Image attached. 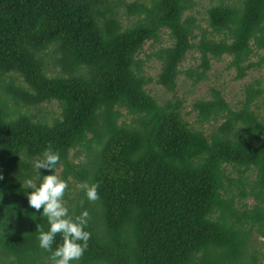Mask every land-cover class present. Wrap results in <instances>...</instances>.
<instances>
[{"label":"trees","instance_id":"trees-1","mask_svg":"<svg viewBox=\"0 0 264 264\" xmlns=\"http://www.w3.org/2000/svg\"><path fill=\"white\" fill-rule=\"evenodd\" d=\"M213 1L201 29L185 14L194 0H0V264H49L36 239L47 221L24 183L50 174L34 167L46 147L68 184H97L94 201L80 187L63 196L71 215L89 213L73 264H256L247 250L254 232L264 237V88L247 84L239 110L215 88L196 101L200 122L221 120L208 136L182 117L176 94L190 50L199 54L184 72L192 84L212 60L229 57L235 80L264 62V0ZM163 30L171 45L147 55L172 95L160 104L137 57ZM50 102L59 114L48 120L40 106ZM60 242L57 233L52 248Z\"/></svg>","mask_w":264,"mask_h":264},{"label":"rangeland","instance_id":"rangeland-1","mask_svg":"<svg viewBox=\"0 0 264 264\" xmlns=\"http://www.w3.org/2000/svg\"><path fill=\"white\" fill-rule=\"evenodd\" d=\"M125 3H131L134 0H121ZM143 0H139L141 3ZM147 1V0H145ZM196 2L194 8L190 11H187L186 15H193L197 19V23L201 29H207L206 24V10L212 4H215L213 0H194ZM133 18H126L123 14L120 16V22L123 26L131 24ZM195 33H200V31L195 30ZM171 45V40L168 37L167 30H163L160 35L159 43H154L152 41L145 42L142 51L138 55V59L142 60V70L143 75L147 78H150L152 81L145 87V90L153 96L158 103L162 104L163 102L172 99L171 93H168L161 86L157 85L155 80L157 79V74L160 69L159 61L153 57H148L147 55L150 52L157 50L159 47H165ZM262 55L261 52L254 54L250 60L256 62L258 57ZM48 64H50L49 58H46ZM230 61L229 57H223L219 61L212 60L210 63V69L206 73V78L198 82L197 84H192L191 80L187 78L184 74L185 69L188 67H195L199 63V54L190 50L186 53L185 60L182 63L180 69L183 71L177 78L176 82V94L183 101L181 114L182 117L189 123L190 127L193 129H201L207 136L218 126L221 120L217 122H200L197 117V111L193 109V104L198 100H207L210 99V91L215 88L221 91L222 96L234 110H239L244 101V88L247 84L255 83L254 80H259L261 86L264 88V62L263 64L255 69L247 72V75L242 80H235V70L234 68H227V65ZM48 67L52 68V66ZM264 100H261V103ZM260 101L257 103L259 104ZM40 109L43 112L48 113L47 119L49 120L50 116H57L59 114V107L56 102H50L47 104H42ZM256 111V109H255ZM260 113H263L259 110ZM130 119V116L125 114L123 119ZM228 175L232 178L236 174L230 171V168L227 169ZM59 170H57V175ZM254 173L250 175H244L245 177L249 176V179H254ZM60 177V176H59ZM70 183H67V188L64 192L65 200L74 198L76 192L79 190V184L71 178H68ZM238 191L234 188V193L237 196ZM67 201V200H66ZM246 205L251 206L254 201L252 198L247 197L242 200ZM65 202V201H64ZM248 254L254 257L256 264H264V237L253 233L252 237L249 240L248 245Z\"/></svg>","mask_w":264,"mask_h":264},{"label":"clouds","instance_id":"clouds-1","mask_svg":"<svg viewBox=\"0 0 264 264\" xmlns=\"http://www.w3.org/2000/svg\"><path fill=\"white\" fill-rule=\"evenodd\" d=\"M59 161V153L51 147H46L41 158L35 160L34 167L37 171L50 169L51 172L47 175L40 174L41 179L38 182L26 177L24 183L31 190L25 195L28 205L35 210H40L39 216L46 218L48 225L46 230L39 224L36 225V239L38 246L49 253V264H73L80 259L87 247L90 233L85 230V226L89 213L87 209L75 216L69 213L63 200L67 182L52 171ZM79 187L89 201L98 199L96 183L89 184L87 181H82ZM57 233L61 236V242L52 248Z\"/></svg>","mask_w":264,"mask_h":264}]
</instances>
